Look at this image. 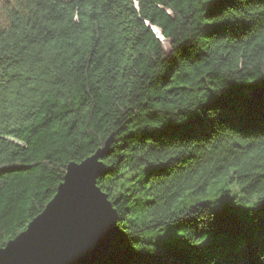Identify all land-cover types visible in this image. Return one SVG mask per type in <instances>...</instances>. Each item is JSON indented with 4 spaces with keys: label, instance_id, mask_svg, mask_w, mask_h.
<instances>
[{
    "label": "trees",
    "instance_id": "1",
    "mask_svg": "<svg viewBox=\"0 0 264 264\" xmlns=\"http://www.w3.org/2000/svg\"><path fill=\"white\" fill-rule=\"evenodd\" d=\"M261 87L264 0H4L0 248L113 136L96 264H264Z\"/></svg>",
    "mask_w": 264,
    "mask_h": 264
},
{
    "label": "water",
    "instance_id": "2",
    "mask_svg": "<svg viewBox=\"0 0 264 264\" xmlns=\"http://www.w3.org/2000/svg\"><path fill=\"white\" fill-rule=\"evenodd\" d=\"M250 96L264 99V87ZM112 139L81 163L68 165L43 212L0 248V264H96L110 253L119 230L118 214L97 182L108 171L102 159Z\"/></svg>",
    "mask_w": 264,
    "mask_h": 264
},
{
    "label": "bare ground",
    "instance_id": "3",
    "mask_svg": "<svg viewBox=\"0 0 264 264\" xmlns=\"http://www.w3.org/2000/svg\"><path fill=\"white\" fill-rule=\"evenodd\" d=\"M156 31H157V33H156V35H158V37H160V39L162 40V42H163V44L165 45V43H166V45L168 46L169 45V41H167L166 39H164V37H163V35H162V32L159 30V29H157L156 28ZM165 47V46H164ZM169 49V47H167V50ZM117 211V210H116ZM118 214V213H117ZM119 231V230H118Z\"/></svg>",
    "mask_w": 264,
    "mask_h": 264
},
{
    "label": "rangeland",
    "instance_id": "4",
    "mask_svg": "<svg viewBox=\"0 0 264 264\" xmlns=\"http://www.w3.org/2000/svg\"><path fill=\"white\" fill-rule=\"evenodd\" d=\"M7 1H10V0H7ZM164 46H165V49L167 50V47H169L170 45L167 46L166 43H165ZM110 145H111V144H110ZM103 148H104V147H103ZM103 148H99V149H103ZM96 152H97V151H96ZM108 152H109V150H108ZM108 152H107V153H108ZM107 153L105 154V156L107 155ZM84 160H85V159H84ZM81 162H82V161H81ZM81 162H79V163H81ZM106 167H107V165H106ZM107 170H108V168H107ZM66 171H67V170H66ZM65 174H66V173H65ZM58 187H59V186H58ZM57 190H58V188H57ZM57 190H56V193H57ZM55 195H56V194H55ZM55 195H54V196H55ZM53 198H54V197H53ZM53 198H52V199H53ZM109 200H110V199H109ZM110 201H111V200H110ZM111 203H112V201H111ZM112 204H113V203H112ZM113 206H114V205H113ZM28 225H29V224H28ZM6 245H7V244H6ZM6 245H5V246H6ZM5 246H4V247H5ZM2 248H3V247H2Z\"/></svg>",
    "mask_w": 264,
    "mask_h": 264
},
{
    "label": "clouds",
    "instance_id": "5",
    "mask_svg": "<svg viewBox=\"0 0 264 264\" xmlns=\"http://www.w3.org/2000/svg\"><path fill=\"white\" fill-rule=\"evenodd\" d=\"M4 5V0H0V6Z\"/></svg>",
    "mask_w": 264,
    "mask_h": 264
},
{
    "label": "snow or ice",
    "instance_id": "6",
    "mask_svg": "<svg viewBox=\"0 0 264 264\" xmlns=\"http://www.w3.org/2000/svg\"><path fill=\"white\" fill-rule=\"evenodd\" d=\"M166 162V161H165Z\"/></svg>",
    "mask_w": 264,
    "mask_h": 264
}]
</instances>
